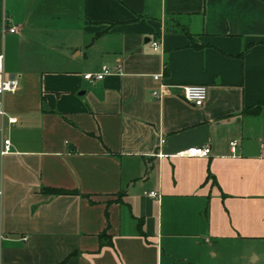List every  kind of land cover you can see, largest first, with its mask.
Segmentation results:
<instances>
[{
	"label": "crops",
	"instance_id": "0c3cea01",
	"mask_svg": "<svg viewBox=\"0 0 264 264\" xmlns=\"http://www.w3.org/2000/svg\"><path fill=\"white\" fill-rule=\"evenodd\" d=\"M0 67V263L264 264V0H0Z\"/></svg>",
	"mask_w": 264,
	"mask_h": 264
},
{
	"label": "built area",
	"instance_id": "2783aa9c",
	"mask_svg": "<svg viewBox=\"0 0 264 264\" xmlns=\"http://www.w3.org/2000/svg\"><path fill=\"white\" fill-rule=\"evenodd\" d=\"M8 31H13L14 26L7 27ZM159 44V41L157 39H152L150 41V45L152 49H156ZM120 66L117 64L115 68L112 70L107 65L102 64L100 69L95 72H89L86 71L82 73L83 78L92 80V79H99L103 77V75L110 73L111 71H117L119 70ZM18 74H7L3 71L2 67H0V94L5 91H14L17 88L18 84ZM158 73L153 74V78L158 77ZM153 93H156L155 90L152 91ZM207 94V87L204 83H189L183 85V96L188 101L192 102L194 105H202L204 99L206 98ZM8 121H14V116H9ZM161 141H163V138H161ZM237 143L236 139H232L230 141L232 150L235 149V145ZM10 148V142L8 137H4L1 140L0 143V153L8 151ZM180 153L187 155V156H208L210 154V146L208 144H201V145H191L187 147L186 149L180 151ZM145 193L148 196H156L157 192L153 189H150L148 191H145ZM0 196H1V189H0ZM22 238H25L23 236ZM2 264V263H0Z\"/></svg>",
	"mask_w": 264,
	"mask_h": 264
},
{
	"label": "trees",
	"instance_id": "16d2710c",
	"mask_svg": "<svg viewBox=\"0 0 264 264\" xmlns=\"http://www.w3.org/2000/svg\"><path fill=\"white\" fill-rule=\"evenodd\" d=\"M262 105H264V102H261L255 106H253V107L248 108L247 111L252 112V113H256V112H258L260 106H262Z\"/></svg>",
	"mask_w": 264,
	"mask_h": 264
},
{
	"label": "rangeland",
	"instance_id": "374dc122",
	"mask_svg": "<svg viewBox=\"0 0 264 264\" xmlns=\"http://www.w3.org/2000/svg\"><path fill=\"white\" fill-rule=\"evenodd\" d=\"M253 248L260 249V246L259 245H253Z\"/></svg>",
	"mask_w": 264,
	"mask_h": 264
}]
</instances>
